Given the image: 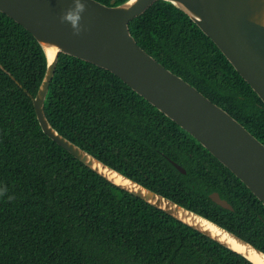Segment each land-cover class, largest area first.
Listing matches in <instances>:
<instances>
[{"label":"trees","instance_id":"1","mask_svg":"<svg viewBox=\"0 0 264 264\" xmlns=\"http://www.w3.org/2000/svg\"><path fill=\"white\" fill-rule=\"evenodd\" d=\"M128 26L143 50L264 144V103L184 12L158 0ZM44 70L34 37L0 12V264H251L45 136L31 100ZM43 108L59 133L104 163L264 252L263 204L113 73L60 53ZM212 191L232 210L212 202Z\"/></svg>","mask_w":264,"mask_h":264},{"label":"water","instance_id":"2","mask_svg":"<svg viewBox=\"0 0 264 264\" xmlns=\"http://www.w3.org/2000/svg\"><path fill=\"white\" fill-rule=\"evenodd\" d=\"M158 0L84 4L73 26L63 17L75 0H0V12L30 32L45 57V70L31 97L45 136L115 187L235 252L251 264H264V252L232 231L172 199L149 189L104 163L48 121L44 100L58 55L67 54L108 70L188 132L230 170L264 206V144L220 106L182 77L157 62L135 41L129 22ZM184 12L211 39L226 60L264 103V0H163ZM185 173V169L171 161ZM210 200L232 206L216 191Z\"/></svg>","mask_w":264,"mask_h":264},{"label":"clouds","instance_id":"3","mask_svg":"<svg viewBox=\"0 0 264 264\" xmlns=\"http://www.w3.org/2000/svg\"><path fill=\"white\" fill-rule=\"evenodd\" d=\"M84 10V4L80 0H75V6L72 10L68 11L63 17L69 21L73 26H76L81 18L80 14Z\"/></svg>","mask_w":264,"mask_h":264},{"label":"flooded vegetation","instance_id":"4","mask_svg":"<svg viewBox=\"0 0 264 264\" xmlns=\"http://www.w3.org/2000/svg\"><path fill=\"white\" fill-rule=\"evenodd\" d=\"M218 193V192H217Z\"/></svg>","mask_w":264,"mask_h":264}]
</instances>
